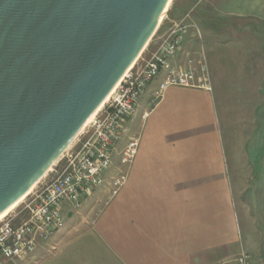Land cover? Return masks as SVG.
Here are the masks:
<instances>
[{
  "label": "crops",
  "instance_id": "crops-1",
  "mask_svg": "<svg viewBox=\"0 0 264 264\" xmlns=\"http://www.w3.org/2000/svg\"><path fill=\"white\" fill-rule=\"evenodd\" d=\"M180 8L176 0L171 24ZM211 75V89L170 86L153 105L159 85H149L126 122L139 144L125 185L112 198L100 191L94 219L76 223L81 210L69 213L66 228L39 246L36 264H223L243 253Z\"/></svg>",
  "mask_w": 264,
  "mask_h": 264
},
{
  "label": "water",
  "instance_id": "water-1",
  "mask_svg": "<svg viewBox=\"0 0 264 264\" xmlns=\"http://www.w3.org/2000/svg\"><path fill=\"white\" fill-rule=\"evenodd\" d=\"M171 0H0V216L137 62Z\"/></svg>",
  "mask_w": 264,
  "mask_h": 264
},
{
  "label": "rangeland",
  "instance_id": "rangeland-1",
  "mask_svg": "<svg viewBox=\"0 0 264 264\" xmlns=\"http://www.w3.org/2000/svg\"><path fill=\"white\" fill-rule=\"evenodd\" d=\"M175 1L172 0L142 57L154 49L171 25L169 11ZM178 3L181 8L177 21L189 15L195 28L176 62L197 70L205 62L209 74L212 72L242 225V252L250 254L255 264H264V0H178ZM135 133L136 128L130 129L125 142L136 139ZM102 206L97 191L85 202L76 223L94 219ZM19 211L18 206L11 214ZM25 217L23 214L21 219ZM40 257L35 253L25 262L0 264H36Z\"/></svg>",
  "mask_w": 264,
  "mask_h": 264
},
{
  "label": "built area",
  "instance_id": "built-area-1",
  "mask_svg": "<svg viewBox=\"0 0 264 264\" xmlns=\"http://www.w3.org/2000/svg\"><path fill=\"white\" fill-rule=\"evenodd\" d=\"M195 26L189 15L173 22L153 50L140 57L117 89L32 193L20 211L0 221V263L25 262L66 228L69 213L80 211L97 191L109 197L119 194L127 180L139 144L127 135L126 122L138 112L149 85L158 82L150 103L156 104L170 86L211 89L205 62L199 70L178 65L176 60ZM118 160V166H117ZM48 178L51 180L48 181ZM26 214L25 218L22 215ZM223 264H255L242 253Z\"/></svg>",
  "mask_w": 264,
  "mask_h": 264
},
{
  "label": "bare ground",
  "instance_id": "bare-ground-1",
  "mask_svg": "<svg viewBox=\"0 0 264 264\" xmlns=\"http://www.w3.org/2000/svg\"><path fill=\"white\" fill-rule=\"evenodd\" d=\"M171 2H172V0L169 2V5L167 6V9H166V12L165 13H167L168 12V9H169V6L171 5ZM163 18H164V16H163ZM163 18H162V21H163ZM134 66V65H133ZM132 66V67H133ZM131 67V68H132ZM130 68V69H131ZM119 85V84H118ZM118 85L116 86V88L113 90V92L112 93H114V91L117 89V87H118ZM111 93V94H112ZM111 96V95H110ZM110 96L107 98V100H109V98H110ZM107 100H106V102H107ZM105 102V103H106ZM104 103V104H105ZM104 106V105H103ZM103 106L90 118V120L87 122V124L85 125V127L87 126V125H89L90 123H92L93 121H94V119H95V117H96V115L99 113V111L103 108ZM84 127V128H85ZM83 128V129H84ZM83 129H82V131H83ZM81 131V132H82ZM80 132V133H81ZM46 177V176H45ZM35 189V186L33 187V188H31L18 202H16L11 208H9L7 211H5L1 216H0V221L2 220V219H4L5 217H7L9 214H11L20 204H21V202H23L31 193H32V191ZM20 203V204H19Z\"/></svg>",
  "mask_w": 264,
  "mask_h": 264
}]
</instances>
